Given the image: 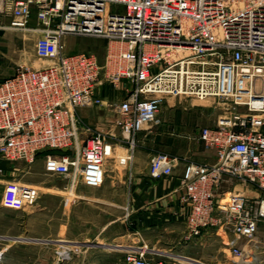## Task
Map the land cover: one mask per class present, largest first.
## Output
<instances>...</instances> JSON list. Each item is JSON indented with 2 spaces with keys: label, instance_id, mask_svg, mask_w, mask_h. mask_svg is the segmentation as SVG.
<instances>
[{
  "label": "built area",
  "instance_id": "obj_1",
  "mask_svg": "<svg viewBox=\"0 0 264 264\" xmlns=\"http://www.w3.org/2000/svg\"><path fill=\"white\" fill-rule=\"evenodd\" d=\"M5 16L2 28L37 35L41 64L18 65L0 80V159L30 165L42 154L46 174L71 189L98 188L106 161L131 164L136 135L158 123L167 98L229 100L230 115L197 135L215 162L183 165L185 238L222 229L231 255L248 260L240 243H254L264 224V0H0ZM64 36L105 39L103 61L62 52ZM105 87L116 92L115 117L109 130L91 129L78 110L105 105ZM115 145L127 153L114 157ZM173 161L154 152L149 177L170 176ZM234 182L256 195L222 192ZM38 198L36 187L7 181L1 206L26 211ZM124 248L123 264H164L146 246ZM70 250L58 251V261Z\"/></svg>",
  "mask_w": 264,
  "mask_h": 264
},
{
  "label": "rangeland",
  "instance_id": "obj_2",
  "mask_svg": "<svg viewBox=\"0 0 264 264\" xmlns=\"http://www.w3.org/2000/svg\"><path fill=\"white\" fill-rule=\"evenodd\" d=\"M7 24L8 17H0V80L13 74L18 65L29 64L30 59L40 62L33 52L37 35L2 28ZM30 24H34L33 19ZM60 44L64 53L92 52L100 61H103L107 41L95 37L64 36ZM105 91H107L105 93L107 100L105 105L92 109L80 108L79 110V116L91 129L109 130L114 120L112 104L117 101L115 99L116 92L107 87H105ZM102 95L104 94L102 93ZM166 100L167 102L161 106L156 125L162 128L164 124L166 135L172 134L173 139L177 141L175 143L167 138L166 145L170 148H166V150L157 148V152L166 154L170 151L180 150L183 146L181 141L196 142L194 139L197 138L201 128L214 126L219 117L229 116L231 110V102L223 98L197 100L172 97ZM242 110L243 108L238 109V111ZM115 134L120 137L119 130H115ZM86 137L87 135H84V138ZM199 144L202 146L201 143ZM124 153L125 150L116 148L113 156H122ZM0 175H6V180L14 181L20 185L34 186L39 191V198L33 208L26 211H11L20 221H27V231L15 244L12 243V245H20L22 250L20 254L12 250L10 264H69L74 258L84 254L88 245H94L93 242L86 243L84 241L88 240L89 237L95 238L97 234V229H90L89 223L86 222L89 219H95L96 214H93V210H90L89 206H83V202L88 199L86 196L89 197L90 192L93 196H97L98 190L93 192V189L79 182L71 189L68 179L46 174L43 170L42 154L30 165L22 162H7ZM16 230L12 227V232H16ZM258 232L260 240L264 242V228ZM99 239L102 237L100 236ZM99 239H92V241L101 242V245L105 244L104 246H106V243ZM115 244L118 243L107 242V247L117 250V257H121L123 262L125 248L114 246ZM219 246L221 250L220 253L215 254L216 259L213 258L214 255L207 247H203L198 255L207 261L206 264H241V261L231 255L224 241H219ZM64 249H71L72 253L69 260L60 262L58 261V251ZM260 252V249L255 251V259L251 264H262L264 259ZM111 253L115 255L113 254L114 251ZM145 255L149 256L148 254ZM164 255L153 256L155 259L162 260L164 264L182 263L180 262L181 259L176 256L174 258L169 254ZM248 260L251 262L250 257Z\"/></svg>",
  "mask_w": 264,
  "mask_h": 264
},
{
  "label": "crops",
  "instance_id": "obj_3",
  "mask_svg": "<svg viewBox=\"0 0 264 264\" xmlns=\"http://www.w3.org/2000/svg\"><path fill=\"white\" fill-rule=\"evenodd\" d=\"M40 64L41 61L30 59L28 65L36 67ZM106 92L104 90L102 96L105 97ZM167 138L177 142L172 134L166 135L164 124L162 128L153 124L136 135L137 145L130 165H119L116 159L106 161L104 183L98 188H91L93 192L98 190L99 194L93 196L90 192V196H86L88 202H83V206H89L93 214H96L95 219L86 221L90 229H97V234L92 239L96 240L101 236L102 239L99 240L106 243V246L101 245V242L92 241L89 237L84 242H93L94 245H88L84 254L74 258L69 264H123L121 257H117V250L108 248L107 242L118 243L114 245L117 247L143 245L156 255L169 254L174 258L178 257L183 264H206L207 261L198 255L203 247L209 248L216 259L215 254L221 250L219 241L222 240L227 245L231 235L222 229L204 231L201 236L191 240L185 238L188 204L180 182L183 165L185 161L214 163L216 158L213 151L202 148L197 138L194 139L196 142L181 141L183 146L180 150L168 152L174 159L171 175L160 179L149 177V159L157 152V148H170L166 145ZM116 148L125 150L124 155L128 151L126 145H115L114 152ZM6 163L0 159L1 171ZM7 181L6 175H0V264H10L12 250L21 253V246L12 243L15 244L27 231L26 220L20 221L11 213L15 210L1 206V196ZM221 190L225 194L235 191L250 197L256 195L251 187L235 182L224 184ZM12 227L17 229L16 232H12ZM262 228L264 224L259 226V231ZM240 247L249 252L251 262L248 264L253 263L255 251L258 249L264 259V242L260 240L259 232L254 243L250 245L241 242ZM112 251L115 255H112ZM263 262L264 260L261 263L264 264Z\"/></svg>",
  "mask_w": 264,
  "mask_h": 264
},
{
  "label": "bare ground",
  "instance_id": "obj_4",
  "mask_svg": "<svg viewBox=\"0 0 264 264\" xmlns=\"http://www.w3.org/2000/svg\"><path fill=\"white\" fill-rule=\"evenodd\" d=\"M225 200H226V198H225ZM248 263V260H246V261H241V264H247Z\"/></svg>",
  "mask_w": 264,
  "mask_h": 264
}]
</instances>
